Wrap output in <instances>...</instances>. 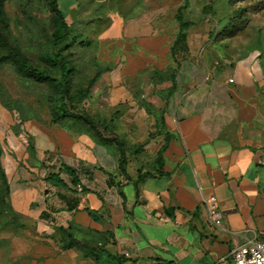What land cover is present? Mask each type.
Instances as JSON below:
<instances>
[{"label":"crops","instance_id":"1","mask_svg":"<svg viewBox=\"0 0 264 264\" xmlns=\"http://www.w3.org/2000/svg\"><path fill=\"white\" fill-rule=\"evenodd\" d=\"M123 5L95 40L109 71L85 110L121 145L72 122L27 123L28 148L12 134L0 264H235L237 245L264 238V70L210 44L188 0ZM211 195L226 231L208 223Z\"/></svg>","mask_w":264,"mask_h":264},{"label":"rangeland","instance_id":"2","mask_svg":"<svg viewBox=\"0 0 264 264\" xmlns=\"http://www.w3.org/2000/svg\"><path fill=\"white\" fill-rule=\"evenodd\" d=\"M124 1L58 0L72 32L68 46L63 48L64 55L74 68L72 94L77 98L82 90H88V96L74 105L75 110L69 105L70 111H89L90 108H86V105L95 104L92 99L101 75L95 64L98 48L96 41L109 26L112 13L121 14L127 10L128 5H123ZM255 2L256 0H188L189 9L185 12V17L194 22V28H198L200 14H203L209 21L208 28L213 36L218 31L230 28L229 23L238 8L251 6ZM5 10L10 43L20 48L35 65L48 68L54 30L49 0H7ZM189 10V15H186ZM212 36L209 38L210 44H213ZM229 46L235 49L237 58L252 59L264 70V11L251 13L247 29L230 39ZM55 99V92L49 85L19 74L7 59L0 42V158L3 164L9 153L8 139L12 134L28 148L25 141L28 140L25 130L27 123L44 129L56 126ZM96 120L103 125L104 118L96 117ZM120 123L119 119V128Z\"/></svg>","mask_w":264,"mask_h":264},{"label":"trees","instance_id":"3","mask_svg":"<svg viewBox=\"0 0 264 264\" xmlns=\"http://www.w3.org/2000/svg\"><path fill=\"white\" fill-rule=\"evenodd\" d=\"M7 0H0V42L6 51V57L10 60L16 67V70L20 75L35 80L38 83H45L49 85L55 92V112H56V125H63L64 123L72 122L73 124H78L81 127L88 128L94 137L102 143L107 145L110 142H116L121 145L118 138H105L101 133L100 125L91 118L85 111L77 112L70 111L69 105L73 107L75 104L80 103L88 96V90H82L80 96L74 98L72 94V74L74 73V68L71 62L67 59L66 55L63 53V48L67 47L71 39V26L68 24L65 15L60 9L58 0H49V6L51 7L53 13V25L54 30L52 33V53L51 57L48 58V68H42L35 65L29 57H27L20 48L12 45L8 38L9 22L7 18V13L5 10ZM264 11V0H256V2L247 7H240L234 12V17L231 19L229 25L230 28L223 29L213 34V42H224L235 38L242 32H244L249 25V16L251 13H261ZM205 12V9H204ZM178 21L180 22L181 33L178 36V40L185 38L183 31L190 27L192 23H184L182 21L181 14H178ZM264 54V49H263ZM100 74L109 71V69L100 68V66L95 62ZM103 131V128H101ZM104 133V131H103ZM123 167V161L122 165ZM67 173H71L70 168H63ZM51 181L54 186H64V183L57 176H52ZM76 182V179H75ZM9 186L6 178L4 168L1 163L0 158V190L8 191ZM73 247V244L69 246ZM85 247V246H83ZM86 255H92L94 257L104 254V251L89 249Z\"/></svg>","mask_w":264,"mask_h":264},{"label":"built area","instance_id":"4","mask_svg":"<svg viewBox=\"0 0 264 264\" xmlns=\"http://www.w3.org/2000/svg\"><path fill=\"white\" fill-rule=\"evenodd\" d=\"M78 191L82 192V186H78ZM204 205L208 213L209 225L217 230L226 231L217 197L211 195L205 198ZM232 257L235 264H264V238L255 236L246 243L237 245L232 251Z\"/></svg>","mask_w":264,"mask_h":264}]
</instances>
